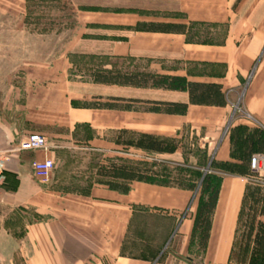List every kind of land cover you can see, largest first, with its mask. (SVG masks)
<instances>
[{
    "label": "crops",
    "instance_id": "obj_1",
    "mask_svg": "<svg viewBox=\"0 0 264 264\" xmlns=\"http://www.w3.org/2000/svg\"><path fill=\"white\" fill-rule=\"evenodd\" d=\"M106 6L105 12L77 10V28L52 59L23 69V103L6 108L7 114L0 109V150L14 149L34 133L49 143L45 151L14 152L6 163L0 210L28 208L45 219L27 224L23 244L0 230L2 258L19 250L24 264H230L247 178L220 176L202 252L192 241L198 191L133 181L121 194L98 184L96 171L117 162L187 171L195 182L190 173L203 177L212 160L233 162L228 128L264 129V0H106ZM0 8L22 14L26 0H0ZM138 24L185 31H137ZM77 58L92 64L90 91L81 97L116 108L72 106L78 100L72 88L84 85L72 78ZM95 71L218 85L226 105L191 104L187 90L98 84ZM167 103L186 105V111H154ZM238 103L242 113L234 119ZM140 135L174 139L177 148L158 153L125 144ZM49 159L51 179L41 185L32 165ZM58 182L90 187L68 192L53 186Z\"/></svg>",
    "mask_w": 264,
    "mask_h": 264
},
{
    "label": "trees",
    "instance_id": "obj_2",
    "mask_svg": "<svg viewBox=\"0 0 264 264\" xmlns=\"http://www.w3.org/2000/svg\"><path fill=\"white\" fill-rule=\"evenodd\" d=\"M71 6V9L79 11H107V6L93 4L91 0H64ZM31 0H26V9L29 13ZM101 6V7H100ZM27 13V14H28ZM74 14V13H73ZM77 28L76 20L70 25V34ZM137 31L161 32V33H183L184 26L169 24H138ZM95 83L106 85H133L162 87L171 90H187L191 104L220 106L226 105L224 96L220 92V86L214 84L187 83L178 77L152 76L148 74L124 75L120 72L95 71L92 73ZM73 107L94 109H114L111 103L94 102L78 105L72 101ZM164 109L155 108L156 112L184 114L186 105L167 103L163 104ZM241 109V104H237ZM235 112L233 118L238 117ZM230 142V157L233 162L218 163L212 160L205 175L191 172L190 180L187 179H160L161 172L150 168H139L124 163L109 162L108 165H99L96 175L102 180L98 184L106 186L112 191L127 194L130 191V182L138 181L160 186H172L189 191H198L199 199L194 219L192 231V241L197 240L198 248L204 252L206 250L212 217L218 200L220 189V176L232 175L248 178L253 176L250 171V159L255 154L264 153V129L260 126L250 128L244 125L230 126L228 128ZM125 144L136 148H141L150 152L173 153L177 148V141L174 139H159L150 135H140L131 138ZM180 174L182 171H176ZM187 172V171H185ZM168 173V172H167ZM188 173V172H187ZM187 180V181H184ZM61 184V183H60ZM86 185V186H84ZM88 183H68L63 188H58L68 192L85 193L89 189ZM30 211H33L30 209ZM34 213L35 218L29 223L42 222L45 217ZM15 237L18 234L14 235ZM25 236V232L20 235ZM18 236V237H20ZM24 264V262H22ZM230 264H264V187L248 182L243 198L237 226V234L229 255Z\"/></svg>",
    "mask_w": 264,
    "mask_h": 264
},
{
    "label": "rangeland",
    "instance_id": "obj_3",
    "mask_svg": "<svg viewBox=\"0 0 264 264\" xmlns=\"http://www.w3.org/2000/svg\"><path fill=\"white\" fill-rule=\"evenodd\" d=\"M91 2L106 7V0H91ZM29 5V13L25 9L22 14H11L0 8V109L3 110L23 103L25 94L20 91L25 79L23 69L32 62L52 59L55 52L68 40L70 25L76 20L77 10L73 7L71 9L64 0H31ZM78 60V66L72 70V78L84 85L72 88L73 98H78L76 102L78 105L94 103L87 94V97H81L82 94L85 95L90 91L86 84L89 81L92 64L88 60L77 58L76 61ZM235 107L237 108V105ZM234 110L238 114L242 113L241 109ZM3 112L5 113L6 110ZM15 117L21 116L17 113ZM162 173L160 179L164 180L188 179V173L185 172L178 174L165 170ZM60 183L53 186L63 188L70 182ZM40 184L48 185L49 183ZM34 218L33 211L28 208H16L9 212L0 210V230L16 245L23 244L24 236L20 235L25 232L27 224ZM15 234L20 237H15ZM8 251L11 254L9 249ZM2 252L0 247V264H23L19 250H15L12 256H8L9 259H3ZM198 258H194L196 263Z\"/></svg>",
    "mask_w": 264,
    "mask_h": 264
},
{
    "label": "built area",
    "instance_id": "obj_4",
    "mask_svg": "<svg viewBox=\"0 0 264 264\" xmlns=\"http://www.w3.org/2000/svg\"><path fill=\"white\" fill-rule=\"evenodd\" d=\"M234 109L239 110L236 107ZM48 148L49 143L46 137L34 133L27 135L16 148L5 151L0 150V190L3 189L5 184L6 163L12 153L20 151H45ZM32 166L36 179L42 184L49 183L54 166L53 161L50 159L42 162L35 161ZM250 171L253 176L247 178L248 182L264 187V153L255 154L251 157Z\"/></svg>",
    "mask_w": 264,
    "mask_h": 264
},
{
    "label": "water",
    "instance_id": "obj_5",
    "mask_svg": "<svg viewBox=\"0 0 264 264\" xmlns=\"http://www.w3.org/2000/svg\"><path fill=\"white\" fill-rule=\"evenodd\" d=\"M227 128H228V127H227ZM226 131H227V129L225 130L224 135H225ZM224 135H223V136H224Z\"/></svg>",
    "mask_w": 264,
    "mask_h": 264
}]
</instances>
